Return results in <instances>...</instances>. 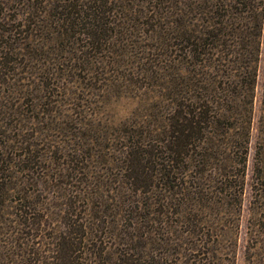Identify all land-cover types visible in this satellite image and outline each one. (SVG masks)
<instances>
[{
	"label": "rangeland",
	"instance_id": "rangeland-1",
	"mask_svg": "<svg viewBox=\"0 0 264 264\" xmlns=\"http://www.w3.org/2000/svg\"><path fill=\"white\" fill-rule=\"evenodd\" d=\"M64 3L0 0V153L6 152L4 159L10 161H0V264H51L49 249L59 237L77 243L82 234L68 225L83 222L91 228V223L99 220L108 225L106 233L90 229L82 235L81 246L101 249L99 264H122L123 246L116 243L122 238L124 225L130 224L128 219L123 221L129 212L115 210L114 197L118 193L127 209L143 198L142 188L134 192L127 179V163L122 166L120 160L121 148L127 143L124 132L129 130L133 139L142 134L147 151L151 145H159V68L141 61L146 57L143 50L157 51L160 29L154 19L159 15L155 13L154 19L152 12L147 17L138 15L153 7L158 12L160 0H109L104 11L110 13L100 14L101 18L121 23L107 24L110 30L100 34L102 41L75 36L61 18L65 11L59 5ZM100 4L97 2L96 8ZM37 7L45 22L34 25ZM83 24L77 26L80 33L90 28ZM152 30L155 37L150 39ZM259 57L243 192L240 195L237 187L220 190L219 173L233 174L229 172L232 163L214 170L215 165L205 175L209 201H218L205 207L217 209L222 220L215 217L214 225L223 229L219 233L224 243L225 226L231 223L241 201L233 236L234 264H264V21ZM82 60L86 70L72 67ZM217 100L228 103L229 117L246 116L247 99ZM26 148L28 153L23 151ZM237 153V149L231 150V160L239 157ZM80 166H87L88 179L98 187L101 198L70 205L67 191L84 178L71 169ZM147 172L144 176L150 180ZM153 182L158 185L159 175ZM225 182L234 186L236 179L230 176ZM158 192L159 187H150L151 197ZM148 250L151 256L158 254L154 247L137 240L127 263L146 264ZM82 253L85 250L75 254Z\"/></svg>",
	"mask_w": 264,
	"mask_h": 264
},
{
	"label": "trees",
	"instance_id": "trees-1",
	"mask_svg": "<svg viewBox=\"0 0 264 264\" xmlns=\"http://www.w3.org/2000/svg\"><path fill=\"white\" fill-rule=\"evenodd\" d=\"M62 1L66 3L59 7L65 11L61 14L65 19L61 18L72 28L75 36L81 34L88 39L102 41L100 34L107 33L109 25L121 23L115 18L106 22L101 18V15L110 13L104 11L109 0H87L85 3L83 0H57V3ZM116 1L119 0H111V3ZM97 2L101 3L98 8ZM149 12H152L153 19L155 13L159 15L154 19L160 29L156 37L157 51L149 53L150 49L143 50L147 58L143 57L141 61L145 60L143 65L158 64L159 68L162 99L159 145L156 148L151 145L147 151L144 136L134 135L136 138L133 139L131 132L125 129L127 143L121 148L120 160L122 166L127 163L128 172L125 173L135 188L134 192L142 188L143 198L127 209L121 205L118 193L114 197L115 210L124 214L129 212L123 216V221L128 219L130 224L124 225L125 232H120L122 238L116 243L123 246L121 262L128 264L136 241L143 240L158 253L151 256L148 250L145 259L149 261L146 264H234L236 239L233 236L238 229L241 201L231 223L227 222L225 226L227 243H224L219 233L223 229L214 225L217 209L205 207L218 202L214 199L209 201L205 175L215 165L214 170L217 167L221 169L219 166L230 167L232 163L229 172L233 174L219 173L220 190L227 192L237 187L240 195L243 192L252 122L251 104L260 61L264 0H160L158 12L154 7L146 12L142 9L138 16L147 17ZM41 14L42 10L37 7L32 17L34 25L45 22V16ZM81 23L90 28L80 33L77 26ZM153 33L154 30L149 35L150 39L155 37ZM149 56L155 62H151ZM84 62L72 63V67L84 71ZM217 99H247L246 116L239 119L229 117L228 103ZM233 149L238 152L236 160L230 157ZM23 151L28 153V148ZM0 154L2 164L10 163L4 159L6 152ZM71 171L84 175V178L78 180L80 187L77 185L67 191L68 204L101 198L98 187L88 179L87 166L72 168ZM144 171L152 180L146 179ZM157 175L158 185L153 182ZM230 176L236 179L234 186L225 182ZM153 186L159 187L160 192L151 197L149 191ZM147 195L149 197L145 198ZM91 225V228L83 222L68 225L82 234L77 243L59 237L49 249L52 256L47 257L51 264H99L102 250L81 246L82 235L92 228L97 233H106L108 225L101 220ZM118 238L117 234L115 242ZM76 244H79L78 248H75ZM81 249L85 254L77 256L75 253Z\"/></svg>",
	"mask_w": 264,
	"mask_h": 264
}]
</instances>
